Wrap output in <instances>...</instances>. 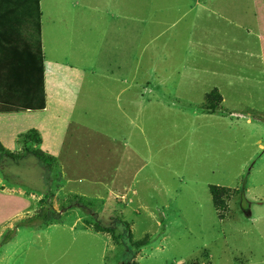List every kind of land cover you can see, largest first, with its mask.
Instances as JSON below:
<instances>
[{"label":"rangeland","instance_id":"1","mask_svg":"<svg viewBox=\"0 0 264 264\" xmlns=\"http://www.w3.org/2000/svg\"><path fill=\"white\" fill-rule=\"evenodd\" d=\"M122 1L121 51L105 52L104 33L72 54L44 50L47 65L72 66L56 68L58 81L86 85L65 143L40 145L55 170L31 155L0 156V194L28 200L23 209L0 197L2 220L20 209L0 221V242L14 232L0 264H264V0ZM118 75L129 88L115 101L106 79ZM162 79L158 100L142 89ZM213 88L223 102L209 114L202 104ZM4 135L0 144L15 151ZM209 185L237 190L223 219ZM45 193L54 223L16 229ZM130 239L148 245L131 256Z\"/></svg>","mask_w":264,"mask_h":264},{"label":"crops","instance_id":"2","mask_svg":"<svg viewBox=\"0 0 264 264\" xmlns=\"http://www.w3.org/2000/svg\"><path fill=\"white\" fill-rule=\"evenodd\" d=\"M30 1L0 0V104L20 108H35L40 103V64L38 56L33 54V46L30 45L33 39L32 30L28 24V18L26 19ZM39 10L45 107L38 111L26 109L27 111L0 114V118L14 120L11 122L1 120L5 124L0 125L4 126L0 129V142H2L1 138L6 136L4 133H7L6 139L16 146V150L19 149L16 138L23 128L39 131L41 147L45 151H48L47 148L51 144H64L63 138H66L69 133L70 114L77 102V96H81L84 92L83 86L86 85L84 79L78 82L67 75L63 76L61 81L57 80L56 68H59L58 70L72 69V66L60 64L67 63L65 61H56L47 65L45 49L51 48V52L53 50L55 54L63 50H65L64 53L72 54L74 50H79L80 44L84 47L95 45V39L104 33L108 37L106 41L101 40V46L105 48V52L122 50L120 23L118 34L121 38L114 35V27H117L115 22L123 19L122 0H39ZM107 27L112 30L109 35ZM126 44H129L128 40ZM118 65L119 67L114 65V68L120 71L122 64L119 62ZM106 81L109 86L115 85V92L111 90L112 87L109 88V97L114 96L115 101L122 98L123 92L129 88V86L123 88V78L120 75L109 76ZM142 81L143 78L141 83ZM160 81L157 85L146 82L142 89L146 93L154 94V98L158 100L160 97H156V94H159L160 87L166 86L164 79ZM162 90L167 91L165 87ZM91 91L92 94L95 93L90 88H87L85 92L84 97L87 101ZM161 96L164 97V95ZM86 103L82 106L86 105L87 109L89 102ZM246 121L249 122V120ZM10 125L12 127H9ZM6 127H9L8 130H4ZM114 182L116 178L113 179ZM0 197L10 201L18 199V204L23 205V209L28 201L26 198L24 200L10 193H2ZM18 211L20 209L16 212ZM14 212L11 210L5 220H2L3 217L0 214L1 223L17 214Z\"/></svg>","mask_w":264,"mask_h":264},{"label":"trees","instance_id":"3","mask_svg":"<svg viewBox=\"0 0 264 264\" xmlns=\"http://www.w3.org/2000/svg\"><path fill=\"white\" fill-rule=\"evenodd\" d=\"M29 15V16H28ZM40 10H39V0H31L30 4L27 8L26 19L28 18V24L31 26L32 30V41H30V45L33 46V54L38 56V63L40 64V103L35 108H20L13 107L10 105L0 104V114L1 113H16L21 111H27L26 109H30L32 111L42 110L45 107V97H44V83H43V74H42V52H41V43H40ZM35 58V57H34ZM223 102V98L219 91L214 88L210 90L204 96L203 109L206 110L207 113L213 114L215 113L221 106ZM16 144L19 146V150L10 151L4 148L0 144V156L10 159L13 162H18L23 159L26 155H31L40 161L44 167L52 172L58 167V163L56 158L42 152L39 148L41 145V135L39 131L35 129H30L26 132L20 133L16 138ZM60 174H57V177L60 178ZM208 190L211 196V203L220 219H223L225 214L228 212L227 202L229 198L232 197L233 193H236L237 190H232L228 187L217 186V185H209ZM243 190V189H242ZM245 195V189L242 192ZM51 198V194L45 193L43 198L40 200V206L38 210L31 216H25L24 219L20 220L15 224V228H21L23 226L35 227V225L45 222L48 224H53L54 219H56V214L50 209L48 206L42 205L45 201ZM72 198H75V203L79 206H91L90 202L86 200L85 197H78L76 195H72ZM249 214V212H248ZM126 230L128 232V236L130 237L129 225L125 223ZM96 229L100 231L112 232V227H104V226H96ZM13 231V230H12ZM11 230H6L0 245L7 244L12 238H14V232ZM129 251L131 252V256L134 255L135 251L146 247L148 242L146 240L140 241H132L130 239ZM0 246V247H1ZM137 264V263H133Z\"/></svg>","mask_w":264,"mask_h":264}]
</instances>
